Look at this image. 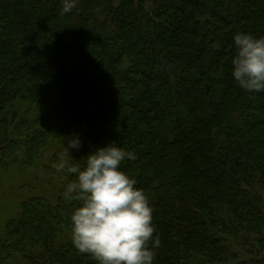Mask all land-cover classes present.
I'll return each mask as SVG.
<instances>
[{
  "label": "trees",
  "instance_id": "1",
  "mask_svg": "<svg viewBox=\"0 0 264 264\" xmlns=\"http://www.w3.org/2000/svg\"><path fill=\"white\" fill-rule=\"evenodd\" d=\"M145 3L0 0V162L22 173L74 129L83 169L115 142L152 208L154 264H264V92L232 76L234 35L264 37V0ZM55 175L63 193L21 203L2 262L99 264L72 243L75 174Z\"/></svg>",
  "mask_w": 264,
  "mask_h": 264
},
{
  "label": "clouds",
  "instance_id": "2",
  "mask_svg": "<svg viewBox=\"0 0 264 264\" xmlns=\"http://www.w3.org/2000/svg\"><path fill=\"white\" fill-rule=\"evenodd\" d=\"M61 3L64 15L71 13L77 0ZM233 39V78L247 92H264V37L241 32ZM81 147V139L73 135L52 165L58 174H75L64 191L65 200L79 202L70 217L74 247L99 264H154L153 249L161 242L158 235L154 237L152 208L135 180L120 170L121 162L134 159L133 154L113 142L84 158L86 166L81 169L67 159L70 150Z\"/></svg>",
  "mask_w": 264,
  "mask_h": 264
},
{
  "label": "rangeland",
  "instance_id": "3",
  "mask_svg": "<svg viewBox=\"0 0 264 264\" xmlns=\"http://www.w3.org/2000/svg\"><path fill=\"white\" fill-rule=\"evenodd\" d=\"M148 5V0H146L145 7ZM73 135H77L74 129L71 132H64L60 144L57 143L53 146L54 148L52 147V149L46 151L42 159L33 167L25 166L27 169L22 173L18 169V166L21 165L18 161H15L9 167L0 162V238L2 240L7 235L8 222L20 213V206L23 201L30 197H46L52 203L57 200L58 195L63 193L61 189L64 180L55 175V169L52 165L56 162L53 161V157L56 153L64 151L67 140L72 138ZM67 159L72 164L71 161L77 159L75 152L73 153L70 150ZM19 261L20 259L11 262L0 260V264H17Z\"/></svg>",
  "mask_w": 264,
  "mask_h": 264
}]
</instances>
